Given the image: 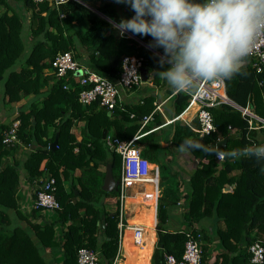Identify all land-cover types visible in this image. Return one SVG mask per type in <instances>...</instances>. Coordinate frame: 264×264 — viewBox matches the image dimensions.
Masks as SVG:
<instances>
[{
    "label": "trees",
    "instance_id": "16d2710c",
    "mask_svg": "<svg viewBox=\"0 0 264 264\" xmlns=\"http://www.w3.org/2000/svg\"><path fill=\"white\" fill-rule=\"evenodd\" d=\"M22 3L30 12L28 23L22 14L9 13L7 1L0 0L3 9L0 12V110L30 95L33 97L28 105L17 108L10 122L5 124L4 117L0 123V264H51L42 254L45 248L60 250L61 264H76V253L80 248L99 252L101 264L112 263L119 247V190L103 191L104 173L97 168L110 158L112 176L119 180L120 158L102 139L104 129L106 135L119 140H130L136 134L146 133L134 142V146L141 147L140 154L149 163L158 165L159 185L167 183L170 177L164 154L166 149L189 151L198 160V166L190 176L189 194L185 197V225L193 231L195 224L207 219L224 224L223 228H216L212 237L205 236L202 227L199 230L203 233L200 264H250L249 246L256 242L264 246V159L240 156L225 157L219 162L214 154L218 141L222 139H227L226 147L222 149L228 151L257 146L251 139L254 132L249 129L247 118L229 105L212 107L209 110L215 133L199 138L188 125L175 122L173 134L162 149L156 139L158 132L151 131L154 126L162 124L158 114L154 113L153 121L140 130L142 117L154 111L150 96L122 109L116 106L112 111L99 107L97 103L81 105L78 102L79 88L71 75L67 79H55L48 89L42 91L48 81L43 77L44 70L51 68L58 53L71 52L79 64L109 79L117 78L123 57L129 55L143 59L142 67L152 70L154 83L162 77L158 72L170 65L161 67V57L148 49L154 44L151 36L134 35L128 31L132 36L119 35L112 23L78 2L70 0L65 3L69 9H60L62 5L52 8L48 1L22 0ZM65 10L79 11L90 22L89 27L82 29L60 18L59 14ZM98 10L115 25L121 19H131L135 15L126 4H122L121 13L111 3L103 4ZM75 41L79 43L77 46ZM78 48L87 52L85 59L80 60ZM156 49L164 56L163 48ZM250 62L251 58H246L240 72L224 81L225 93L235 105L251 106L253 113L264 120V67L258 73ZM67 84L70 87L65 89ZM188 99L187 93H175L174 117L183 112ZM15 121L19 122L16 135L20 143L7 145L2 139ZM74 122L82 124L80 141H76L71 132ZM191 124L197 126L196 120ZM231 135L235 136L232 138ZM55 138L57 145L51 150L49 146ZM24 148H28V153H24L22 160ZM77 169L81 173L74 178ZM234 170L239 174L231 176ZM23 175L30 185H35L36 181L41 185L50 177L55 179V197L60 206L56 210V221L33 223L19 211L16 195ZM64 183H69L68 190ZM227 184L234 185L231 192L223 191ZM167 198L166 191L158 198L157 241L150 264H167V256L180 261L188 238L185 231L166 230L164 203ZM36 210L44 209L34 208L32 214ZM141 220L144 226L152 229L154 213L141 212ZM213 240L218 243L215 245ZM211 244H214L212 248ZM211 249L217 253L209 263ZM126 253L127 247L124 246L125 262Z\"/></svg>",
    "mask_w": 264,
    "mask_h": 264
},
{
    "label": "crops",
    "instance_id": "0c3cea01",
    "mask_svg": "<svg viewBox=\"0 0 264 264\" xmlns=\"http://www.w3.org/2000/svg\"><path fill=\"white\" fill-rule=\"evenodd\" d=\"M6 1L9 5V13L11 11H16L17 13L22 14L24 19L26 20V23H28L30 12L27 11L26 10L27 8L23 6L22 0H6ZM73 1L82 4L88 10L95 13L98 17L104 19L109 23H112L114 28L117 29L118 34L121 35L120 34L121 31L115 26L113 22H111L109 17L101 13L98 9L103 4L111 3L117 9V11L121 13L122 4L116 3V0H73ZM49 5L51 4L49 3ZM69 8L70 6L65 4L60 7V9H69ZM2 11L3 9L0 8V12ZM60 14L64 15L62 19L63 20L67 19L70 25H74L82 29L88 28L90 25V22L86 19L84 15H81L79 11L65 10ZM128 35L132 36L129 33ZM78 44L79 43L76 42L75 45L77 46ZM78 49L81 53L80 60L85 59L87 52L82 48H78ZM148 49L153 50V52L159 55L161 58L163 57L155 47H148ZM80 65L83 66L84 68L91 70L89 67H86L81 63ZM19 67H21V65H19L18 68ZM141 69L146 70V79L143 80L140 75L141 84L137 88H134L132 90H121L120 98L117 106L122 109L124 106H131L140 103L142 99H144L147 96L152 97L153 104L155 106L154 107L155 114H158L161 117L162 124H160L159 126H154L151 131L158 132V136L156 139L159 140V144L162 147V149H165V146H167V143L173 134L175 122H183L187 125L189 121H192L194 112L193 111L189 112V114H187L185 117H182L183 113H181L174 121H171L174 118V110H173V99L175 96L174 90L168 85L167 81L163 77H161L158 83H154L151 69L145 67H142ZM43 77H45L48 80L47 83L42 88V91H45L46 89L49 88V86L56 79V77L54 76L51 68L44 70ZM32 98H33L32 95H30L17 103H13L9 106L6 105L2 107L0 110V123L4 119V117H6L4 121L5 124L10 122L11 119H13L14 114H16L17 108L28 105V102L30 100L32 101ZM249 107L252 108L251 106ZM8 110H9V116H8ZM110 114L111 113L108 112V115ZM81 127L82 124L79 122H74V125L71 127V132L75 135L76 141H80L82 138V134L80 131ZM251 130H252L251 132H254L253 136H251V139L255 141L257 146L264 145V128H256ZM145 134H136L135 135V137H137L136 140L144 136ZM234 136L235 135H231L232 138ZM226 144H227V139H226ZM32 149L33 148L31 147L30 150ZM139 149H141V147H139ZM74 151H77V148H75ZM24 153L25 154L28 153V148L23 149V154L21 155L22 160L25 158ZM164 154H165V159L167 160L168 163L167 173H170V177L167 183H165L164 185H159L160 178H159L158 165L150 163L152 169L151 174L153 175V177L157 179V183L154 184L149 182V183L136 184L126 190V195H125L126 206L124 201L125 213L124 211L122 213L125 228L123 229L122 240L118 247L119 264H150L151 255L157 241L156 231H155V225L157 223V218H156L157 202L159 196H161L162 193H164L165 191L168 196L167 201H165L164 203L166 209V221H165L166 230L169 232H182L191 229V227L186 226L184 224L185 223L184 215L185 213H187V209L185 208V204H186L185 197L186 195L189 194L188 187H189L190 176L198 166V160L195 159L189 151L183 149H175V148H172L171 150L166 149ZM110 163L111 160L109 158L108 161H106V164H101L97 168L99 172L104 173L102 187L104 185L105 178L108 175L112 178L113 182L116 181L118 182V180L114 179L112 176ZM80 173H81L80 170L78 169L75 170L73 174L74 178L80 176ZM238 174H239L238 170H234L232 173H230L231 176H235ZM73 180L75 181V179ZM74 184L76 185V187H78L76 181L74 182ZM171 184H172V188L170 187ZM110 185L111 184L109 182L106 188H108V186L110 187ZM39 186L40 184L38 181H36L35 185H30V183L26 181V177L24 175L21 176L19 189L16 195L19 211H21V213L25 216V218H28V221H32L33 223L56 221L57 216H53V215L49 216L48 213L44 212V210L42 211L36 210L37 212L35 214H32V210L34 209L33 207V201L35 197L34 194L36 190L39 188ZM117 186H114V188ZM64 187L68 190L69 183H64ZM233 187L234 185L227 184L225 185V188H223V191L231 192L233 190ZM114 188H112V191H114ZM150 193H154V196L152 198H150L151 196ZM74 194L77 195V190H74ZM149 198L151 200V204L146 203L147 199L149 200ZM147 204H149L150 206H148ZM141 212L154 213L155 224L152 229H149L147 226H144L142 224ZM21 224L25 225V222L21 221ZM68 224L69 222L66 223V225ZM132 227L141 228L142 240L139 244H135V243L133 244L132 242L125 244L126 247L128 246L131 247V251L129 253L128 252L126 253L128 257H127V261L125 262L126 257L124 255L122 243L126 229L128 228L132 229ZM201 227L204 229L203 232L205 236L212 237L215 235L216 228H223L224 224L222 222L217 223L216 221L207 219L201 221L200 224L198 225L195 224L192 228L201 230ZM56 230L58 233L57 235H59L60 234L59 227H57ZM132 238H133V232H132ZM213 243L216 245V243L218 242L213 240ZM214 244H211V248L213 247ZM211 251L212 254L209 258L208 261L209 263H212L217 253L216 250L211 249ZM42 254L44 258L47 261H49L51 264H61L62 257L60 250L45 248L42 251Z\"/></svg>",
    "mask_w": 264,
    "mask_h": 264
},
{
    "label": "clouds",
    "instance_id": "9594fccd",
    "mask_svg": "<svg viewBox=\"0 0 264 264\" xmlns=\"http://www.w3.org/2000/svg\"><path fill=\"white\" fill-rule=\"evenodd\" d=\"M135 15L115 26L134 35L151 36L150 47L163 48L158 73L177 93L195 94L202 84L231 79L264 43V0H116ZM218 159L255 156L264 145L228 151L216 146Z\"/></svg>",
    "mask_w": 264,
    "mask_h": 264
},
{
    "label": "built area",
    "instance_id": "2783aa9c",
    "mask_svg": "<svg viewBox=\"0 0 264 264\" xmlns=\"http://www.w3.org/2000/svg\"><path fill=\"white\" fill-rule=\"evenodd\" d=\"M44 1H48L52 7L57 9L70 0H33L35 3H42ZM59 17L62 18L64 15L59 14ZM124 34L128 33L125 31ZM247 58H251L250 66L253 67L256 72L260 73L264 67V43L258 41L252 53ZM142 63L143 59L141 57L135 55L125 56L122 59L121 71L117 78L109 79L81 66L74 60L71 52H64L58 53L55 56L51 63V69L56 79H67L70 75L73 77L77 85L76 87L79 88L78 102L81 105L97 103L99 107L112 111L119 102L121 90H132L141 84L140 69L142 68ZM68 87H70L68 84L64 85L65 89H68ZM174 93L177 92L174 91ZM193 105L195 109L193 110L194 115L192 121L196 120L197 126H193L191 124L192 121H189L187 125L199 138L209 136L216 132L213 116L209 109L220 105H229L238 109L241 115L247 118L249 129L264 128V120L256 116L249 105L244 108L239 107L227 97L224 82L221 84H202L198 92L189 94L188 103L183 112ZM154 113L155 110L151 114L142 117L140 130L153 121ZM178 116L174 117L171 121H174ZM18 124V121L12 123L9 130L5 132L3 136V143L7 145L20 143L16 135ZM136 138L137 137L134 136L130 140H119L112 135H106L105 137L107 146L110 148L113 147L120 158L118 190L121 211L117 223L119 245L122 240L123 229L125 228L122 213L124 211L126 190L136 184L149 182L154 184L157 183V179L151 174L152 169L150 163L141 156L140 149L134 146ZM223 159H218L216 156L217 161H223ZM55 193V179L52 177L47 178L35 192L33 207L35 209L50 211L60 209ZM132 232L134 243L139 244L142 240L141 228L132 227ZM193 232H196L195 236L192 235ZM185 233L188 238L184 244L181 260L176 261L173 256H167V264L201 263L202 234L197 229L193 231L192 229H188ZM248 252L250 254V264H262L264 262V246L261 243L256 242L251 244L248 248ZM101 261V256L97 251L88 248H80L77 250L76 264H101ZM111 264H119L118 252Z\"/></svg>",
    "mask_w": 264,
    "mask_h": 264
},
{
    "label": "water",
    "instance_id": "95a60500",
    "mask_svg": "<svg viewBox=\"0 0 264 264\" xmlns=\"http://www.w3.org/2000/svg\"><path fill=\"white\" fill-rule=\"evenodd\" d=\"M151 51H153V50H151ZM140 75H141L142 79L145 80L146 79V70L145 69H140ZM106 134H107V130L104 129L103 132H102V139H105ZM56 145H57V138H55L52 141V143L50 144L49 148L51 150H55ZM217 145H219L220 148H225L226 147V139H222V140L218 141ZM110 150L114 151V148L111 147ZM109 182H110L111 185H110V187L108 186V188H106V186L109 184ZM117 185H118V182L117 181L113 182L112 178L108 175L105 178L104 185H103L102 189L104 191H106V192H112V188H114V186H117ZM116 190H117V187L114 188V191H116Z\"/></svg>",
    "mask_w": 264,
    "mask_h": 264
},
{
    "label": "bare ground",
    "instance_id": "6f19581e",
    "mask_svg": "<svg viewBox=\"0 0 264 264\" xmlns=\"http://www.w3.org/2000/svg\"><path fill=\"white\" fill-rule=\"evenodd\" d=\"M194 107H195L194 105L191 106V107H189L185 112H183L182 117H185L187 114H189V112L193 111L195 109ZM150 195H151L150 198H152L154 196V193H150ZM150 198H149V200L147 199V202L146 203L151 204ZM149 204H147V205L150 206ZM127 241L132 242L134 244V241H133V238H132V229H129V228L126 229L125 234H124V239H123V243H122V245H123V251H124L125 243ZM130 251H131V247L128 246L127 247V252L129 253Z\"/></svg>",
    "mask_w": 264,
    "mask_h": 264
},
{
    "label": "rangeland",
    "instance_id": "374dc122",
    "mask_svg": "<svg viewBox=\"0 0 264 264\" xmlns=\"http://www.w3.org/2000/svg\"><path fill=\"white\" fill-rule=\"evenodd\" d=\"M124 201H125V206H126V200H125V198H124ZM130 208V207H129ZM44 212H46V213H48V215L49 216H57V213H56V211H50V210H44ZM124 213H125V211H124ZM185 224V223H184ZM41 250V249H40ZM42 251V250H41Z\"/></svg>",
    "mask_w": 264,
    "mask_h": 264
}]
</instances>
